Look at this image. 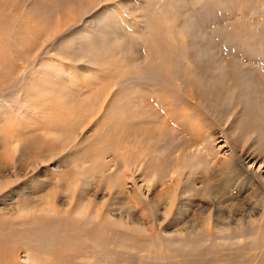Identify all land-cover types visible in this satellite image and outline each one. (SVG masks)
Segmentation results:
<instances>
[{
  "label": "rangeland",
  "instance_id": "1",
  "mask_svg": "<svg viewBox=\"0 0 264 264\" xmlns=\"http://www.w3.org/2000/svg\"><path fill=\"white\" fill-rule=\"evenodd\" d=\"M263 181L264 0H0V220L74 198L140 231L8 234L21 264H264ZM218 215L261 226L251 255L215 244Z\"/></svg>",
  "mask_w": 264,
  "mask_h": 264
},
{
  "label": "bare ground",
  "instance_id": "2",
  "mask_svg": "<svg viewBox=\"0 0 264 264\" xmlns=\"http://www.w3.org/2000/svg\"><path fill=\"white\" fill-rule=\"evenodd\" d=\"M208 75V74H207ZM226 90V89H225ZM227 92V91H226ZM228 94V93H227ZM216 96V95H215ZM199 141V140H198ZM207 151V150H206ZM211 151V150H210ZM208 153V152H207ZM209 154V153H208ZM228 163V162H227ZM15 167V166H14ZM13 168V167H12ZM14 175V174H13ZM239 180V179H238ZM157 181V180H156ZM247 182V181H246ZM248 183H249V186H250V189L252 190V192L255 194L256 192H257V190H258V187H256V185L254 184V182L253 181H251V180H249L248 181ZM263 183H264V181H263ZM241 184V183H240ZM133 192H135V190L133 191ZM138 192V191H137ZM74 199V198H73ZM73 199H70V201L69 202H66V204L65 203H63V204H60V206L62 207V206H67V207H69V206H72L73 207V211L71 210V212L68 214V212H61V211H63L64 209H61V211H54V208L52 209L53 211H52V213L50 214V215H43V216H41V217H39V218H36V225L35 226H33L34 224L31 222V221H29V222H27V221H19L18 223H8L9 221H7V220H5V218L4 219H2V220H0V241H2V242H0V264H21L20 262V259H21V257H20V259H19V257H18V255H17V253H16V248L15 247H7L6 246V243H7V241H6V236L8 235V234H15L16 232H23V231H27L28 233L29 232H31V231H37V230H41V232L44 234H46V235H50V240H49V242L52 240V239H54L55 237H58V236H65V234H71L72 235V239H74V240H79V237L80 236H82V234H87L88 235V230H91V229H93L94 227L97 229L95 232H98V234H97V236H99V238H97L96 239V242H95V240H92L94 243H95V245L96 244H104V237H105V235H112V237L114 236V237H116V235H119V234H122V235H128L129 233H131V232H133V233H140V231H139V229H136V227H133L132 226V229L131 230H128V231H124V230H119V229H117V228H115V226H117V227H120V226H122V224H124V226L125 227H127L128 226V224L130 223V222H127V220H123V219H125V217L123 218V217H121V216H119L118 218H119V220H120V222H118V224L120 225V226H118V225H115L112 221H110V218H109V216H112L113 214H111V212L109 213V212H106L104 215H100V212L98 213L97 212V214H96V212L95 213H93L94 215H96V216H93V214H91V212H90V209L88 208V209H86L85 211H79V208H78V205L80 204V202H76V204H71V202L73 201ZM60 201H62V200H60ZM60 201H59V203H60ZM34 203V202H33ZM41 204H44V203H41ZM138 204V203H137ZM83 205H88V204H84V203H82V206ZM35 206V205H34ZM157 206V205H156ZM42 207V206H41ZM53 207H55V206H53ZM36 208V207H35ZM40 208V207H39ZM57 208H59V207H57ZM138 208V207H137ZM20 209V208H19ZM56 209V208H55ZM60 209V208H59ZM67 209H69V208H67ZM78 209V210H77ZM149 209V208H148ZM147 209V210H148ZM157 209V208H156ZM23 210V209H22ZM57 210V209H56ZM70 210V209H69ZM87 210H88V213H86L87 212ZM145 210V209H144ZM23 211H26L27 212V214H29L28 212L30 211V212H32V214H33V211L30 209L29 211H27V210H23ZM39 211V210H38ZM38 211H36V212H38ZM40 211H42V213H49V211L48 210H46V209H41ZM51 211V210H50ZM150 211V210H149ZM75 212H77V214H74ZM145 212H146V210H145ZM148 212V211H147ZM21 214V211H19V210H17V214ZM39 213V212H38ZM158 213H159V210H158ZM19 214V215H20ZM82 214V215H81ZM264 214V213H263ZM115 215V214H114ZM129 215V214H128ZM142 215V214H141ZM164 215V214H163ZM162 215V216H163ZM126 216V215H125ZM113 217V216H112ZM137 217H138V215H137ZM252 217V216H251ZM0 218H1V215H0ZM114 218H115V216H114ZM117 218V219H118ZM164 219L166 218V215L163 217ZM220 218H224L223 216H221V215H218L217 217H216V219H211L210 218V216H208L207 218H206V220H204L203 221V223H210V224H213V226L212 227H214V228H216V229H220V230H217L215 233H226L227 235H222L221 237H220V235L218 236V238L220 239V240H218V241H216L217 240V238H216V242H215V244H222L223 245V243H225V250H227L228 252H230L232 255H237V253H239V251H241V250H243V254H250L251 255V253L253 252V250H255L257 247H255V248H251V247H246L245 245H242L241 243L242 242H245V240L249 237V239H251V240H254V241H256V239H254V237L258 234V232L260 231L261 232V226L260 227H258V232H254V233H252V229H250L251 228V226L253 225V223H255V222H253V220H251V218H250V220H246L245 222L240 218L239 220H237L238 222H237V227H236V229H237V231H238V235L239 236H237V237H233V236H230V234H229V236H228V228H225L226 226H217V224L216 223H214V222H221V221H219V219ZM17 219V218H16ZM138 219H140V218H138ZM142 219V218H141ZM122 220V221H121ZM130 220H131V218H130ZM143 220V219H142ZM141 220V221H142ZM145 221H146V218L144 219ZM162 220V219H161ZM261 220V219H260ZM139 221V220H138ZM137 221V222H138ZM148 221V220H147ZM153 221L154 222H158L157 224H158V226L159 227H161V225H162V222L160 221V218H157V219H154L153 218ZM116 223V222H115ZM136 223V222H135ZM223 223V222H222ZM133 224V223H132ZM139 224H141V223H139ZM143 224V223H142ZM147 224V223H146ZM79 225H83L84 226V228H83V230H81V231H78L77 230V228H76V230H75V227H77V226H79ZM145 225V222H144V224H143V226ZM156 225V224H155ZM209 225V224H208ZM142 226V225H141ZM211 226V225H210ZM210 226L209 227H207L205 230H206V233L209 235L211 232L209 231V229H210ZM254 226V225H253ZM165 227H166V225H165ZM195 227H197V226H195ZM223 227V228H222ZM130 228V227H129ZM146 229L145 230H148L150 233H153L154 232V228H153V223H150L147 227H145ZM163 228V227H162ZM201 228H204V226L203 227H201ZM201 228H199V229H201ZM159 231H160V229L158 230V233H157V236H160V234H159ZM230 231V230H229ZM162 232L163 233H166V235H170V236H166L167 238H165V240L169 243V244H173V245H177V246H180V247H187V246H189L190 244H192L193 243V241L192 240H183L182 238L181 239H179V238H174L173 237V235L174 234H167V232H166V229L163 231L162 230ZM186 232V231H185ZM190 232H192V231H190ZM196 232H198V229H197V231ZM248 232V234H246ZM39 233V232H38ZM198 233H200V231L198 232ZM37 234V233H36ZM40 234V233H39ZM147 234V233H146ZM178 234V233H177ZM190 234V233H189ZM237 234V233H236ZM70 235V236H71ZM87 235H84V237L86 236L87 237ZM91 235V234H90ZM138 235V234H137ZM179 236L178 237H183L184 236V234H178ZM191 235V234H190ZM211 235V234H210ZM231 235H233V234H231ZM165 236V235H164ZM26 237V236H25ZM34 237V236H33ZM44 237V236H43ZM65 237H68L69 238V236H65ZM83 237V236H82ZM83 237V238H84ZM127 237V236H126ZM241 237V238H240ZM89 238V237H88ZM129 238V237H128ZM127 238V239H128ZM160 238V237H159ZM186 238V237H185ZM190 238V237H189ZM18 239V238H17ZM57 239V238H56ZM82 239V238H81ZM211 238L210 237H203L201 234H197V236L193 239V240H195V245H198V244H200L201 242H202V244H208L209 242H208V240H210ZM42 240V239H41ZM65 240H67V238L65 239ZM83 240V239H82ZM109 240V239H108ZM163 240V239H162ZM122 241V240H121ZM133 241H136V240H133ZM137 241H139V240H137ZM143 241V240H142ZM203 241H204V243H203ZM207 241V242H206ZM264 241V240H263ZM87 242V241H86ZM109 242V241H108ZM149 242H151V241H149ZM158 242H159V240H158ZM35 243H37V242H35ZM34 243V244H35ZM59 243V242H58ZM85 243V242H84ZM84 243H82V244H84ZM124 243V242H123ZM162 243V242H161ZM247 243V242H246ZM254 243V242H253ZM264 243V242H263ZM26 244V243H25ZM51 244H53V245H55L56 243L55 242H51ZM88 244V243H87ZM90 244V243H89ZM119 244V243H118ZM166 244V243H165ZM213 244V243H212ZM211 244V245H212ZM214 244V245H215ZM239 244V245H238ZM245 244V243H244ZM248 244V243H247ZM252 244V243H251ZM67 245V244H66ZM91 245V244H90ZM133 245V244H132ZM136 245V244H135ZM140 244H138V246H139ZM237 245V247H234V246H236ZM252 245H254V244H252ZM81 246V245H80ZM129 246V245H128ZM134 246V245H133ZM137 246V248H139ZM151 246V245H150ZM161 246V245H160ZM213 246V245H212ZM67 247V246H66ZM163 247H164V245H163ZM191 247V246H190ZM195 247V246H194ZM254 247V246H253ZM36 248V247H35ZM34 248V249H35ZM47 248V247H46ZM79 248V247H78ZM77 248V249H78ZM118 248V247H117ZM121 248L122 249H127V250H129V252L130 251H133L132 249V247H127L126 245H122L121 246ZM154 248V247H153ZM171 248V247H170ZM48 249V248H47ZM51 249H53V248H51ZM158 249H159V247H158ZM161 249V248H160ZM172 249V248H171ZM191 249V248H190ZM189 249V250H190ZM192 249H193V247H192ZM195 249V248H194ZM214 249V248H213ZM141 250V249H140ZM162 250V249H161ZM165 250V249H164ZM163 250V251H164ZM20 251V250H19ZM120 251V250H119ZM143 252H145L144 250H142ZM149 251V250H148ZM154 251V250H153ZM152 251V252H153ZM173 251H175V250H173ZM177 251V250H176ZM195 251V250H194ZM226 251V252H227ZM257 251V250H256ZM22 252V251H21ZM155 252V251H154ZM154 252L152 253V254H154ZM159 252V251H158ZM162 252V251H161ZM213 251L209 248V247H206V249H203L202 247H200V248H198V249H196V254H198V255H201V254H210V253H212ZM227 252V253H228ZM166 253V252H165ZM176 253V252H175ZM180 253V252H179ZM195 253V252H194ZM256 253V252H255ZM213 254V253H212ZM216 254H219V252H216ZM215 254V255H216ZM21 255V254H20ZM122 255V254H121ZM155 255H156V252H155ZM163 255V254H162ZM211 255V254H210ZM122 256H124V255H122ZM249 256V255H248ZM131 257L132 256H129V255H127V257H126V264H132V259H131ZM152 257H156L155 258V260H159V257L158 256H152ZM158 257V258H157ZM166 257H167V255H166ZM168 257H171V256H168ZM220 257V256H219ZM141 258V257H140ZM239 258H241V257H239ZM22 260V259H21ZM135 260V259H134ZM23 261V260H22ZM150 262V261H149ZM113 263V262H112ZM153 263V262H152ZM157 263V262H156ZM76 264V263H75ZM78 264H80V263H78Z\"/></svg>",
  "mask_w": 264,
  "mask_h": 264
}]
</instances>
